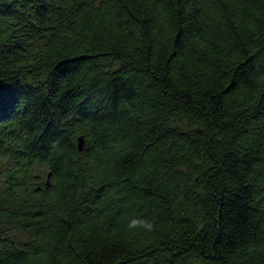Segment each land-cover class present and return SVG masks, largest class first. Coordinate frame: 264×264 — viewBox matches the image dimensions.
Segmentation results:
<instances>
[{
    "label": "trees",
    "instance_id": "obj_1",
    "mask_svg": "<svg viewBox=\"0 0 264 264\" xmlns=\"http://www.w3.org/2000/svg\"><path fill=\"white\" fill-rule=\"evenodd\" d=\"M0 264H264V0H0Z\"/></svg>",
    "mask_w": 264,
    "mask_h": 264
},
{
    "label": "water",
    "instance_id": "obj_2",
    "mask_svg": "<svg viewBox=\"0 0 264 264\" xmlns=\"http://www.w3.org/2000/svg\"><path fill=\"white\" fill-rule=\"evenodd\" d=\"M78 143H79V151L82 152L83 149H84V138L83 137H80L78 139ZM49 178H50V176H49ZM48 184H49V182H48Z\"/></svg>",
    "mask_w": 264,
    "mask_h": 264
}]
</instances>
